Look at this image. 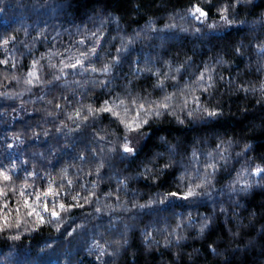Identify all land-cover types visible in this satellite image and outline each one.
<instances>
[{
  "label": "clouds",
  "instance_id": "1",
  "mask_svg": "<svg viewBox=\"0 0 264 264\" xmlns=\"http://www.w3.org/2000/svg\"><path fill=\"white\" fill-rule=\"evenodd\" d=\"M264 264V0H0V264Z\"/></svg>",
  "mask_w": 264,
  "mask_h": 264
},
{
  "label": "trees",
  "instance_id": "2",
  "mask_svg": "<svg viewBox=\"0 0 264 264\" xmlns=\"http://www.w3.org/2000/svg\"><path fill=\"white\" fill-rule=\"evenodd\" d=\"M43 264H52L51 258L44 259Z\"/></svg>",
  "mask_w": 264,
  "mask_h": 264
}]
</instances>
